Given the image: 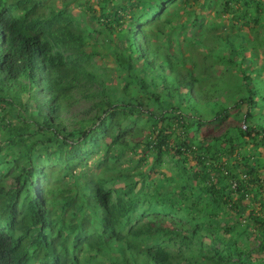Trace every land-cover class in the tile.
<instances>
[{"label":"trees","instance_id":"16d2710c","mask_svg":"<svg viewBox=\"0 0 264 264\" xmlns=\"http://www.w3.org/2000/svg\"><path fill=\"white\" fill-rule=\"evenodd\" d=\"M72 3L88 6L0 0V228L15 260L264 264V200L249 204L264 197L263 1L98 0L86 18Z\"/></svg>","mask_w":264,"mask_h":264},{"label":"rangeland","instance_id":"374dc122","mask_svg":"<svg viewBox=\"0 0 264 264\" xmlns=\"http://www.w3.org/2000/svg\"><path fill=\"white\" fill-rule=\"evenodd\" d=\"M60 3H61V0H58ZM263 3H264V0H262ZM97 2L98 0H86V3L88 4V6L84 9V10H81L79 8V4H74L72 3L71 5L73 6V13L76 17H87V15H92L95 11H91V6H95L97 5ZM96 10H98L96 8ZM210 16L214 17L215 18V12H212L210 14ZM225 19L227 16H224ZM261 31L264 30V29H260ZM247 30L243 28V32H246ZM197 33V32H195ZM264 33V32H263ZM255 35L254 32H250V36L253 38ZM181 38V37H180ZM119 44H120V41H119ZM263 58V57H262ZM99 63H104V66H108V67H111L112 66V62H113V59L111 57H106V59L104 60H99L98 61ZM263 60H261L260 63H262ZM225 127L223 129H219L216 127V132L214 133L215 135H219L221 134L223 131H224ZM260 152H262V155L264 156V151L260 150ZM264 200V197L260 196L259 197H254V195L251 197V201L249 199V204H251V207L252 209H256L258 211H260V209L262 208V201ZM252 202V203H251ZM251 210H248V212L245 214L244 216V221H247V218L249 217V213H250ZM227 219H230V216H227ZM243 234L246 236L245 234V231L243 232Z\"/></svg>","mask_w":264,"mask_h":264},{"label":"clouds","instance_id":"9594fccd","mask_svg":"<svg viewBox=\"0 0 264 264\" xmlns=\"http://www.w3.org/2000/svg\"><path fill=\"white\" fill-rule=\"evenodd\" d=\"M44 93V91H40V93L38 95L35 96H42ZM43 189H45V185L41 182V180H38L36 183V187L34 186V190L35 192H37L38 195H41V193L43 192ZM45 195V194H44ZM99 224V218H94L92 221V227L94 229L97 228V225ZM11 232L9 230H5L4 227H2V230L0 228V238H3V240L6 242V244L9 247V251H8V262L9 264H21V259L16 261L13 253L10 251L11 248V238L12 236ZM1 241V240H0ZM94 253V252H93ZM26 257H29L28 255ZM79 258H81L83 260L82 263L80 264H95L97 262V259L94 256H87V253H83V252H79ZM29 264H34L29 260Z\"/></svg>","mask_w":264,"mask_h":264}]
</instances>
